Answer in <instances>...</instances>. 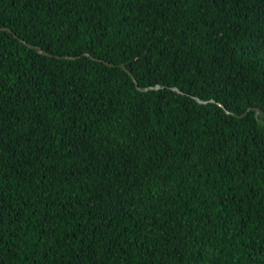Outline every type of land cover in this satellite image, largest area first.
Instances as JSON below:
<instances>
[{"label":"trees","instance_id":"1","mask_svg":"<svg viewBox=\"0 0 264 264\" xmlns=\"http://www.w3.org/2000/svg\"><path fill=\"white\" fill-rule=\"evenodd\" d=\"M0 27L51 54L0 30V264H264V0H0Z\"/></svg>","mask_w":264,"mask_h":264},{"label":"water","instance_id":"2","mask_svg":"<svg viewBox=\"0 0 264 264\" xmlns=\"http://www.w3.org/2000/svg\"><path fill=\"white\" fill-rule=\"evenodd\" d=\"M0 30H6V31H9V32H12L13 33V31H12V29L11 28H5V27H0ZM14 34V36L16 37V38H18V39H20V37L17 35V34H15V33H13ZM26 46H28V47H30V48H33V49H36L39 53H41V54H44V55H48V56H50L51 54L49 53V52H47V51H45L42 47H38V46H36V45H33V44H31V43H29V42H27V41H25V40H22V39H20ZM84 55H86V56H90V57H92L93 59H96L95 57H93V56H91L89 53H85ZM57 57H60V58H67V59H77V58H79V57H81V56H57ZM105 64H107V65H110V66H113L114 64L113 63H111V62H108V61H106V60H102ZM123 69H125L126 71H128V73L132 76V78H133V80H134V82L136 83V85H137V87L139 88V90H141V91H149V90H153V89H160V88H163V86H161L160 84H157V85H151V86H147V87H140V86H138V83H137V80H136V78H135V76L133 75V73L130 71V70H128V68L125 66V65H120ZM172 89L173 90H175V91H177V92H180V93H183L178 87H172ZM195 99L199 102V103H202V104H207V103H209V102H215L213 99H211V100H203V99H201V98H199V97H195ZM219 105H222L221 103H219ZM226 112L227 113H231L229 110H226ZM259 112H260V110L257 108V110H256V116H257V118H259ZM243 115H245V114H243ZM242 115V116H243ZM259 121H261V122H263L264 123V120H262V119H259Z\"/></svg>","mask_w":264,"mask_h":264}]
</instances>
